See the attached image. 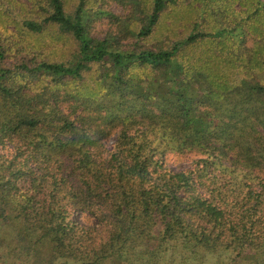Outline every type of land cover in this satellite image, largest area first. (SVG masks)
Here are the masks:
<instances>
[{
    "label": "trees",
    "instance_id": "1",
    "mask_svg": "<svg viewBox=\"0 0 264 264\" xmlns=\"http://www.w3.org/2000/svg\"><path fill=\"white\" fill-rule=\"evenodd\" d=\"M190 1L153 50L179 0L134 3L133 48L87 0H0V264H264V0ZM49 27L67 60L36 51Z\"/></svg>",
    "mask_w": 264,
    "mask_h": 264
},
{
    "label": "rangeland",
    "instance_id": "2",
    "mask_svg": "<svg viewBox=\"0 0 264 264\" xmlns=\"http://www.w3.org/2000/svg\"><path fill=\"white\" fill-rule=\"evenodd\" d=\"M137 1L140 4V0H87L86 10L90 19L91 36L95 39L102 40L110 34H118L121 36L125 32L128 38L123 40L122 44L126 48H133L137 39L134 36L135 34H132V31L137 33L139 23L136 20H131L129 23L125 20L132 15L134 3L136 4ZM22 2L27 3V0H22ZM64 2L66 7L72 10L77 6L79 0H64ZM145 7L148 11L151 7L150 2L145 4ZM196 7L200 8L201 5L199 4L198 6L197 3L190 0H179L178 5H170L162 16L154 34L143 41V48L157 50L161 47H166L171 40H177L187 36L192 32L194 22L197 21L198 13L195 11ZM111 15L121 18L122 23L116 22V19H113ZM134 19H137V17ZM33 45L36 51L43 50L44 46L46 49L42 52L43 57L57 61L67 60L76 47V43L72 37L65 36L55 27H49L42 37L34 39ZM183 55L192 57L194 55L208 54H206L205 44L202 43L194 47H189L184 51ZM94 75L93 71L87 77L85 83L93 84ZM181 162H184L181 166L187 167V162ZM75 219L81 220L82 218L75 217ZM91 222L94 223V220ZM9 230L14 232L12 228ZM224 264L229 263L225 262Z\"/></svg>",
    "mask_w": 264,
    "mask_h": 264
}]
</instances>
